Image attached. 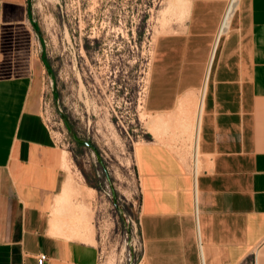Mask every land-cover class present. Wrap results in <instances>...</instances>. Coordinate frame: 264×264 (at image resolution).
<instances>
[{"label": "crops", "instance_id": "crops-1", "mask_svg": "<svg viewBox=\"0 0 264 264\" xmlns=\"http://www.w3.org/2000/svg\"><path fill=\"white\" fill-rule=\"evenodd\" d=\"M185 1L155 39L144 108L200 96L198 166L158 142L135 148L143 264H264V0H240L211 63L226 0ZM28 5L0 0V264H96L94 245L50 231L64 169L39 112Z\"/></svg>", "mask_w": 264, "mask_h": 264}, {"label": "rangeland", "instance_id": "rangeland-1", "mask_svg": "<svg viewBox=\"0 0 264 264\" xmlns=\"http://www.w3.org/2000/svg\"><path fill=\"white\" fill-rule=\"evenodd\" d=\"M166 2L176 0H29L32 26L38 28L33 27L41 66L39 112L66 153L62 182L73 186L72 196L52 213L68 223L86 208L96 264H143L138 144L158 142L191 168L196 158L198 166L193 130L199 97L170 111L175 121L167 127L150 125L159 114L144 108L155 39L186 7L163 21ZM185 114L194 117L183 122Z\"/></svg>", "mask_w": 264, "mask_h": 264}, {"label": "bare ground", "instance_id": "bare-ground-1", "mask_svg": "<svg viewBox=\"0 0 264 264\" xmlns=\"http://www.w3.org/2000/svg\"><path fill=\"white\" fill-rule=\"evenodd\" d=\"M168 1V0H167ZM38 2V1H37ZM236 3H237V0H233V3H232V6H231V10L233 9V7L236 5ZM186 2H185V0H176V2H174V3H169L168 5H167V2H166V10L163 12V16L161 17V20H165V18L167 17V14H169V15H173V14H175V11L176 10H178V11H180L179 9H182L183 7H185L186 5ZM37 5V4H36ZM40 5V4H39ZM177 11V12H178ZM176 12V13H177ZM181 12H183L182 10H181ZM166 13V14H165ZM179 14H180V12H178ZM229 18H230V13H229V11H227L226 13H225V15H224V18H223V20H222V25L223 26H225L227 23H228V21H229ZM187 95V94H186ZM185 95V96H186ZM183 98H184V96H183ZM192 98H196V97H190V96H187V97H185L184 99H182L181 101H180V104H184L185 102H187V101H191L192 100ZM199 99H200V96H199ZM197 100H198V98H197ZM197 103V102H196ZM193 105V104H192ZM194 106V105H193ZM199 107H200V104H199V100H198V103H197V113L195 114L196 115V120L198 119V115H199V112H198V110H199ZM183 109V108H182ZM193 111V110H192ZM174 115L171 113V112H166V113H164V114H159L158 116H154V117H151L149 120H148V123L150 124V125H152V126H154L155 125V127L156 126H165V127H167V126H169L168 124H170V122H173V121H175V120H173L174 119V117H173ZM184 116H186V118H187V114H185ZM189 116H191L192 117V115H189ZM188 116V118L189 119H191V117H189ZM179 117V116H178ZM194 117V116H193ZM193 117H192V119H193ZM147 118V117H146ZM186 118H184L183 119V122H185L186 120H189L188 118L186 119ZM195 120V119H194ZM191 122V121H190ZM189 122V123H190ZM188 123V124H189ZM173 124H174V122H173ZM179 126V125H178ZM176 127V126H175ZM175 127H174V129H175ZM150 128V127H149ZM193 130V129H192ZM157 132V129H155V128H151L150 129V131H149V133L150 134H152V135H154L155 133ZM176 132V131H175ZM191 132V131H190ZM193 135H194V148H195V144H196V133H197V128L195 127V131L193 130ZM173 133H174V130H173ZM171 135H173V134H171ZM157 136H159V135H157ZM174 138H175V136H173ZM154 138V137H153ZM159 140H160V138H159ZM161 141V140H160ZM174 141V140H173ZM175 141H176V139H175ZM174 145V144H173ZM171 148V147H170ZM63 153V152H62ZM195 156V155H194ZM62 161H61V168H63V169H68V163H67V157H66V153H64V154H62V159H61ZM65 173V172H64ZM66 176V175H65ZM67 179V178H66ZM65 179V180H66ZM67 181V180H66ZM65 182V181H64ZM70 182V181H69ZM66 183H68V181L66 182ZM62 184H63V186H61L62 187V189H60V192L56 195V197H55V199H54V202H53V208H54V210H58L61 206H62V204H63V202H65V201H67V199H69L71 196H72V194H73V191H72V187L70 186L71 185V182H70V185H67L66 184V186H64V183L62 182ZM75 189V188H74ZM72 199V198H71ZM84 199V198H83ZM78 201V200H77ZM80 201V200H79ZM84 201V200H83ZM86 204V203H85ZM84 204V205H85ZM70 206H74V205H70ZM87 206V205H86ZM85 206V207H86ZM75 207V206H74ZM79 207V206H78ZM88 207V206H87ZM90 207V206H89ZM80 208V207H79ZM81 208H82V206H81ZM80 208V209H81ZM77 209V208H76ZM73 211H75V210H73ZM91 211V210H90ZM77 212V211H76ZM93 212V211H92ZM78 213V212H77ZM80 213V215L79 214H77V216H75V215H72V216H70V218H69V220H68V223H64L63 221H62V219L60 218V217H58L57 216V214H55V213H52V216H51V219H50V231L51 232H53V233H56V232H58L59 230H61L63 227H65L67 230H68V236H69V238H72V239H77V240H80V241H84V242H94L95 241V238H94V230L92 229V227H90L89 226V224H87L86 223V215H87V212H86V208H82V210H81V212H79ZM76 214V213H75ZM79 215V216H78ZM90 215V214H89ZM87 216V218H89L90 216ZM92 219V218H91ZM85 221V222H84ZM64 224V225H63ZM96 242V241H95Z\"/></svg>", "mask_w": 264, "mask_h": 264}, {"label": "built area", "instance_id": "built-area-1", "mask_svg": "<svg viewBox=\"0 0 264 264\" xmlns=\"http://www.w3.org/2000/svg\"><path fill=\"white\" fill-rule=\"evenodd\" d=\"M239 2H240V0H237L236 5L231 10L233 0H226L224 10L222 12L219 24H218L217 29H216L215 34H214V40H213V45H212V50H211V55H210V63L213 60V57H214L215 52H216V50L220 44V41L222 40V38L227 34V32L230 29L232 18L234 17V15L236 14V12L239 9ZM227 11H229V13H230V18H229L228 23L225 26H223L222 20H223L224 15ZM142 245H143V243H142ZM36 259H37L38 264H43L46 261L47 256L44 253H39L36 256Z\"/></svg>", "mask_w": 264, "mask_h": 264}, {"label": "trees", "instance_id": "trees-1", "mask_svg": "<svg viewBox=\"0 0 264 264\" xmlns=\"http://www.w3.org/2000/svg\"><path fill=\"white\" fill-rule=\"evenodd\" d=\"M34 29L36 30V32H38V28H37V26H36V24H34ZM43 57V56H42Z\"/></svg>", "mask_w": 264, "mask_h": 264}]
</instances>
